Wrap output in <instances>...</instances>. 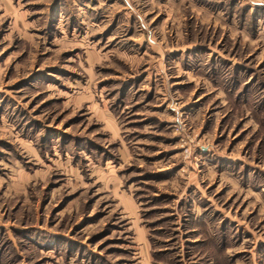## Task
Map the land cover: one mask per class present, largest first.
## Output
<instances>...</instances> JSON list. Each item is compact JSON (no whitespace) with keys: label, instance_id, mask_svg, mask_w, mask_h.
Segmentation results:
<instances>
[{"label":"rangeland","instance_id":"rangeland-1","mask_svg":"<svg viewBox=\"0 0 264 264\" xmlns=\"http://www.w3.org/2000/svg\"><path fill=\"white\" fill-rule=\"evenodd\" d=\"M0 264H264V2L0 0Z\"/></svg>","mask_w":264,"mask_h":264},{"label":"built area","instance_id":"built-area-1","mask_svg":"<svg viewBox=\"0 0 264 264\" xmlns=\"http://www.w3.org/2000/svg\"><path fill=\"white\" fill-rule=\"evenodd\" d=\"M262 2H264V0H261Z\"/></svg>","mask_w":264,"mask_h":264}]
</instances>
